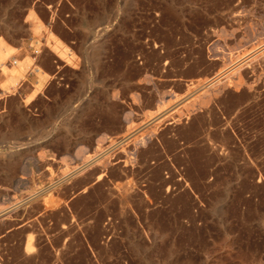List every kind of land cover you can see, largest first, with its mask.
I'll list each match as a JSON object with an SVG mask.
<instances>
[{
  "label": "rangeland",
  "instance_id": "obj_1",
  "mask_svg": "<svg viewBox=\"0 0 264 264\" xmlns=\"http://www.w3.org/2000/svg\"><path fill=\"white\" fill-rule=\"evenodd\" d=\"M4 48L0 264H264V0H0Z\"/></svg>",
  "mask_w": 264,
  "mask_h": 264
},
{
  "label": "bare ground",
  "instance_id": "obj_2",
  "mask_svg": "<svg viewBox=\"0 0 264 264\" xmlns=\"http://www.w3.org/2000/svg\"><path fill=\"white\" fill-rule=\"evenodd\" d=\"M34 20V19H33ZM39 30V29H38ZM50 34V33H49ZM51 35V34H50ZM49 35V36H50ZM49 40V39H48ZM50 40H54V37L53 35L50 36ZM54 50L55 51V54L57 53V57H59V59H64L66 58L65 56L67 55L68 51L65 50L64 48H62L63 46H60V44L57 42V41H54ZM63 45V44H62ZM53 48V47H51ZM5 49V48H4ZM3 53H0V71L1 72H5L10 74V72L12 71L11 68L7 67V65L5 64L6 60H8V58L10 57V51L5 49L4 51H2ZM54 54V53H53ZM71 57V56H70ZM67 62V61H66ZM70 62V61H69ZM24 69H25V66L23 65L22 66ZM13 81H15V78H12ZM122 146V145H121ZM90 161V160H89ZM88 163V162H87ZM86 163V164H87ZM98 164V163H97ZM91 165V164H90ZM81 168V167H80ZM85 168V167H84ZM78 169V168H77ZM88 169V168H87ZM83 171V170H82ZM81 171V172H82ZM77 174V173H76ZM8 210V209H7ZM31 247V246H30Z\"/></svg>",
  "mask_w": 264,
  "mask_h": 264
}]
</instances>
